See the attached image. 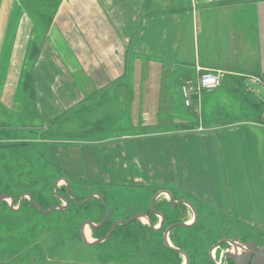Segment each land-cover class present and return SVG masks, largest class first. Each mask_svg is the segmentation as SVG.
<instances>
[{
	"label": "crops",
	"instance_id": "0c3cea01",
	"mask_svg": "<svg viewBox=\"0 0 264 264\" xmlns=\"http://www.w3.org/2000/svg\"><path fill=\"white\" fill-rule=\"evenodd\" d=\"M39 1L46 6L0 0V120L20 119L29 105L45 125L19 129L11 120L0 130L50 134L57 169L102 182H112L103 173L107 156L127 158L132 149L139 158L150 137L159 135L167 154L182 151V169L194 175L182 172L177 184L172 170L161 176L147 170L150 180L136 177L135 183L167 191L176 186L184 196L219 208L220 216L233 212L264 234V93L246 84L252 75L264 76V0ZM207 73L223 76L212 91L200 87ZM186 87L193 89L189 96ZM96 107L102 112L96 126L119 131L116 140L62 139L85 136L91 127L86 115ZM52 125L57 129L47 127ZM150 128L159 130L140 135ZM254 139L260 192L246 182L234 207L221 205L211 194L210 175L198 168L228 158L230 145ZM97 143L107 146L90 145ZM67 155L85 166L61 165Z\"/></svg>",
	"mask_w": 264,
	"mask_h": 264
},
{
	"label": "rangeland",
	"instance_id": "374dc122",
	"mask_svg": "<svg viewBox=\"0 0 264 264\" xmlns=\"http://www.w3.org/2000/svg\"><path fill=\"white\" fill-rule=\"evenodd\" d=\"M35 5L38 8L46 6L45 2L40 3L39 0H35ZM27 106L28 107L24 109L20 119L15 120L16 116L9 117L8 119L0 120V125L4 128H8L6 127L9 124L8 122L13 120L11 127L16 125L19 126V129H22V126L26 127L31 124L34 126H44L43 120L39 114H36L34 107ZM97 109V107L92 108V113L86 115L89 122L86 121L88 123L85 125H91V127L88 131L85 130V136L76 138L65 137L62 139H79L92 142L98 139L97 136L103 135L104 138L113 141L116 140V137L121 134L119 131H112L114 129L111 126H105V128H103L104 126H96L98 122L97 117L102 114V112ZM46 124L48 125L49 122H46ZM102 124L103 122H100L99 125ZM47 127L51 129V131L57 129L54 125ZM97 129H102V131L94 132V130ZM106 130H109V132ZM115 130L117 129L115 128ZM131 130L135 131V129ZM157 130L159 129L150 128L140 132V135H148ZM137 133H139V131H137ZM52 139L53 137H51L50 134L33 135L22 130H0V146H10L8 149L4 148L0 150V194L12 193L17 197L19 196L20 201L23 196H21V193L23 192H28L24 195H31L32 192H34V194L42 192V197L48 200L50 208L61 204L65 205L63 201L62 203H55L52 190L57 180L61 178L68 180L69 178L72 182V186L71 184L70 186L74 188L72 195L76 200L81 201L94 193L100 194L101 196L103 194L108 198V203L112 209L114 208V210H112L113 220L126 221L133 215L134 208L137 206L149 208L152 197L154 198L160 191L166 190L155 184H153L155 185L154 187L137 184L135 183V181H137L136 177L141 181H148L150 179L147 180L145 177L147 170H149L152 175L159 174L160 176L163 172L172 170L173 178L177 179L174 183L180 184L181 182L179 180H181L182 172L185 171L188 173L189 177L194 175L192 171L182 169V166H184V164L182 165L183 158L181 155L179 156L182 151L177 150L175 154L171 152L167 154L164 145L160 142V136L158 135L150 137L149 140L152 141L146 142L145 151L138 154L139 158H136V154L133 153L134 151L132 149L127 158L119 156L115 159L116 157L113 156L112 160L107 156L106 163L108 164V170H105L103 173H107V176L112 182H102L94 178L90 179L91 177L86 174L83 181L82 179L78 180L75 178L78 176H69L71 175L70 172L64 173L62 172L64 170L57 169V163L55 159H53L54 153H51L52 151L50 149L51 144L47 142L52 141ZM142 140L144 139L140 141ZM10 141L15 142L11 143ZM17 142L23 143L18 144L20 146L17 147V144H15ZM255 143L254 139L253 141L243 144H237V146L230 145V151H227L228 158L223 156V158L214 159V162L205 169L198 168L200 173H207L210 175V184L213 188L211 194L221 205L229 203L234 207L238 200L237 189H241L246 182H251L256 192H260L259 189L261 185L258 181V170H256V165L259 161L256 156ZM83 145L85 144L73 146L81 147ZM90 145L94 147H96V145L101 147L107 146L105 143ZM108 146H111V144ZM113 146L121 147L115 144L112 145L111 148H114ZM240 147H242L243 151H240ZM124 149L127 150V148ZM222 149L225 150V146ZM162 150H164V152H162ZM158 152H161L162 155L161 160L156 162L155 157ZM18 158H21L18 165V174H8L5 172L3 169L4 164L7 162L15 164ZM118 162H120V166H118ZM73 163L74 165L85 166L84 160L79 158H77V160L72 159L68 157V155L63 157L60 162L61 165ZM110 163H113L112 167ZM124 166L128 168H124ZM81 171L86 172V168H83ZM19 173L22 174L20 175ZM262 175L264 176V168L262 169ZM148 184H150V181ZM147 187L150 188L145 196V189ZM65 188L66 183L61 181L57 187V193L59 194L60 190H65ZM169 189V191L176 195L178 200H185L191 204L197 203L200 209L197 228L190 232L180 231L181 243L184 244L183 247L189 250L193 256L194 263L192 264H211V252L214 249L213 247L221 240H231L235 242L255 241L261 246L264 245V234L259 231L258 225H250L238 221L233 212L230 214L227 213V217L220 216L218 214L220 213L218 211L220 209L213 204L204 202L205 205H203L192 198L187 197V199H185L186 196L178 191L176 186L169 187ZM166 198H168V196H162L159 201L166 200ZM25 199H28V197ZM25 205L26 206H22V208L18 209L19 204L15 203V208L19 210H16V212L11 211L12 209L9 210L6 203L0 206V264H150L148 257L144 262H140L139 260L133 259V252L128 253L122 250L114 252L112 251L113 248L106 243L94 246H88L84 243L80 236V231L84 222L86 220L94 222L102 217L99 213L98 218H94V215L97 213L95 208H91L86 212H78L76 208H74L75 205L71 204L70 207L72 210L71 213H69L77 216L76 219L71 220L69 214H62L67 210L64 212L55 210L62 215L60 213H51L52 215L41 217L34 213V209L31 206ZM115 208L119 209L115 210ZM186 214V222H192L193 214L191 212ZM142 223L144 224L143 221ZM189 235L191 237L190 239L188 238ZM86 236L91 242L98 239L89 226L86 227ZM172 245L174 246L173 243ZM165 254V251L162 250L159 256L160 259L158 260L160 264L169 263L166 262L167 259ZM215 261L220 263L222 259L219 256ZM184 262V258L181 257L179 261L173 263L183 264Z\"/></svg>",
	"mask_w": 264,
	"mask_h": 264
},
{
	"label": "trees",
	"instance_id": "16d2710c",
	"mask_svg": "<svg viewBox=\"0 0 264 264\" xmlns=\"http://www.w3.org/2000/svg\"><path fill=\"white\" fill-rule=\"evenodd\" d=\"M16 146L19 147L20 145L17 144ZM9 147H10L9 145L0 146V150H2L4 148L8 149ZM20 159L21 158H18L17 163H15V164L10 163V162L5 163L3 166L4 171L7 172L8 174L16 173V175H17L18 174L17 171L19 170L18 165H19ZM19 174L21 175L22 173H19ZM66 178H68V177H66ZM68 180L72 186L71 180L69 178H68ZM71 189H72V194H73L74 188L72 187ZM66 191H67V187L65 188V190L61 189L59 194L57 193V190L55 192L53 191L55 203H59V202L62 203L59 196L66 197L67 196ZM25 193H28V192L21 193V196L24 195ZM3 194H5V193H3ZM8 195H10V196H12V198H14L15 203L19 204V198H20L19 196L17 197L15 195H13L12 193H8ZM31 195H32L33 201L39 203L44 209L47 210L50 208V205H48V200L45 199V197H42V195H43L42 192H38L36 194H34V192H32ZM173 196L175 197V200H178L176 198V195L173 194ZM102 197L104 198L105 202L107 203V205L111 209L112 214H111L110 220L101 229H98V230L93 229V233L97 236L98 239L104 238L107 235V233L111 230L112 224L115 222V220H113V211H112V210H114V208L112 209V207L108 203L107 197H105L103 194H102ZM85 199H83L81 201H84ZM152 199H153V197H152ZM152 199H151V202H152ZM185 199H187V197ZM151 202H150L149 208H143V207L139 206L136 208V210L133 212V214L135 215L136 213H140L141 212L140 210H147L148 215L150 216L153 224L157 225L158 218L155 216L154 213H152L150 211L151 210ZM3 203H6L8 209L11 210L8 202H3ZM25 204H27L28 206H31L34 209L33 210L34 213H36L38 216L46 217L45 215L41 214L39 209L36 208L35 206H33L28 199H25L22 206L23 207L26 206ZM71 204L75 205L74 208H76V210L78 212H80V211L86 212L87 210H90L91 208H95L97 213L94 215V218H98L99 213L102 216L99 220L94 221L95 223H98V224L102 221V219L106 215V209H105L103 203L101 202V200L99 198H94L89 204H87L85 206H80V205L76 204L74 201H70V205ZM70 205H69L68 210L62 214H65V213L69 214L71 216L70 219L74 220L77 218V216L70 214L71 210H72ZM193 205L197 209L198 213H200V209L198 208L199 207L198 204L193 203ZM118 209L119 208H115V210H118ZM156 210L158 212L162 213V215L165 216V218H166L165 226L161 231L151 230L148 225H145L141 221L137 220V221H134L130 225L118 227L116 229V231L113 233L111 239L108 242H106V244L109 245L111 248H113L112 251H114V252L118 251V250H122V251L128 252V253L133 252V256H132L133 259L139 260L140 262H144L146 260V258L148 257V261L150 262V264H156L157 262H158L157 264H160V261H158V260L160 259L159 256H160V253L162 250H164L166 253L165 254L166 259H167L166 262H169L168 264H174L173 262L179 261V259L181 258V255L177 252L172 251L171 249H169L165 245L164 232L168 226H170L176 222H186L187 221L186 220V215H187L186 213L190 212V209L184 205L172 207L167 200H162V201L157 202ZM11 211L16 212V210H11ZM54 213H60V212L54 211L52 214H54ZM96 215H97V217H96ZM198 222H199V218H198L197 223L193 227H190V228L178 227L170 235V240L174 244V247H176L177 249L183 250L184 252H186L189 255L190 264L194 263L193 256H192L191 252H189V250H187L186 248L183 247L184 244L181 243L180 231L181 230H182V232L194 231L197 228ZM72 223H75V222H72ZM176 235H177V237H176ZM188 238L189 239L191 238L190 235ZM224 246H226V245H224ZM153 259H154V261H153Z\"/></svg>",
	"mask_w": 264,
	"mask_h": 264
},
{
	"label": "water",
	"instance_id": "95a60500",
	"mask_svg": "<svg viewBox=\"0 0 264 264\" xmlns=\"http://www.w3.org/2000/svg\"><path fill=\"white\" fill-rule=\"evenodd\" d=\"M61 181H64L66 183V187H67V196L66 197H62L59 196L60 199L65 203V205H59V206H53L51 208H49L48 210H45L39 203L34 202L31 195H23L19 201V208L20 209L23 205L24 199L26 197H28L29 201L31 202V204L33 206H35L36 208L39 209V211L41 212V214L43 215H50L51 213H53L55 210H59L61 212H64L66 210H68L69 205H70V201H74L76 204L80 205V206H84L86 204H88L93 198L97 197L101 200V202L103 203L105 209H106V217L104 218V220L100 223V224H95L93 221H85L82 228H81V239L84 241L85 244H87L88 246H94V245H98V244H102L106 241H109L111 236L113 235V233L116 231V229L120 226H127L132 224L134 221L140 220V221H144L145 224H148V226L150 227L151 230L154 231H161L164 224H165V218L161 213H158L156 211V203L158 201L159 198H161L162 196H168V200L171 206L173 207H177V206H181L184 205L188 208L191 209V211L193 212L194 218L193 221L191 223H186V222H178L175 223L171 226H169L165 233H164V241H165V245L171 249L174 252L179 253L183 258H184V263L183 264H190V257L189 255L184 252L183 250L177 249L175 248L171 242H170V234L171 232L178 228V227H184V228H190L193 227L199 218V214L197 209L194 207L193 204H191L188 201H176L174 196L166 190L160 191L158 194H156L154 196V198L152 199L151 202V212L156 214L157 216H159L161 218V222L159 224V226H154V224L152 223L150 216L148 214L145 213H138L137 215L131 217L129 220L126 221H116L113 225L112 228L110 230V232L107 234V236L105 238L102 239H98V240H94V241H89L87 236H86V227H90V228H94V229H98L100 227H102L110 218V209L107 206V204L105 203L104 198L97 193H94L92 195H90L89 197L86 198V200L84 201H79L76 200L73 196H72V189L70 186V182L65 179V178H61L59 180H57L53 186V191L55 192L59 183ZM64 190V189H63ZM10 201V202H9ZM3 202H9L10 208L12 210H18L15 208L14 204H15V200L14 198H12V196L8 195V194H1L0 195V205ZM223 242H228L229 245H232L234 248V252H227L225 255V259L227 261H233L234 264H264V245L262 247H258L255 243L253 242H248L244 245L239 244L235 241H231V240H222L220 242L217 243V245H215L213 248V251L211 252V261L214 264H218L213 257V252L219 248L221 246V244ZM240 248L242 250V253L240 254L237 251V248Z\"/></svg>",
	"mask_w": 264,
	"mask_h": 264
},
{
	"label": "built area",
	"instance_id": "2783aa9c",
	"mask_svg": "<svg viewBox=\"0 0 264 264\" xmlns=\"http://www.w3.org/2000/svg\"><path fill=\"white\" fill-rule=\"evenodd\" d=\"M222 77L220 75H215L211 73L204 74L200 80L201 90L212 91L221 85ZM247 88L249 91L258 93L259 95L264 93V76H250L246 80ZM186 96L191 95L193 89L186 87L184 89ZM187 105H190L189 100L186 102Z\"/></svg>",
	"mask_w": 264,
	"mask_h": 264
},
{
	"label": "flooded vegetation",
	"instance_id": "af4514ba",
	"mask_svg": "<svg viewBox=\"0 0 264 264\" xmlns=\"http://www.w3.org/2000/svg\"><path fill=\"white\" fill-rule=\"evenodd\" d=\"M66 193H67V191H66ZM95 198H97V197H95ZM93 199H94V198H93ZM93 199H92V200H93ZM85 200H86V199H85ZM92 200H91V201H92ZM166 200H167V199H166ZM91 201H90V202H91ZM167 201L169 202V200H167ZM90 202H89V203H90ZM157 202H159V200H158ZM89 203H88V204H89ZM105 203H106V202H105ZM169 204H170V203H169ZM86 205H87V204H86ZM156 205H157V203H156ZM84 206H85V205H84ZM107 206H108V205H107ZM172 207H173V206H172ZM136 208H137V207H136ZM136 208H134V211L136 210ZM140 211H141V212H140ZM140 211H139L140 213L148 214V211H147V210H140ZM150 211H151V210H150ZM156 211H157V210H156ZM157 212H158V211H157ZM158 213H160V212H158ZM106 214H107V212H106ZM111 214H112V213H111V210H110V218H111ZM137 214H138V213H136L135 215H137ZM161 214H162V213H161ZM135 215L133 214V215L130 216L127 220H129L131 217H133V216H135ZM155 216L158 218V222H157V225H154V226H159V223L161 222V218H160L159 216H157L156 214H155ZM105 217H106V215H105ZM105 217H104V218H105ZM104 218L102 219V221L104 220ZM110 218H109V220H110ZM164 218H165V216H164ZM150 219H151V218H150ZM109 220H108V221H109ZM86 221H88V220H86ZM89 221H90V220H89ZM102 221H101V222H102ZM108 221H107V222H108ZM151 221H152V220H151ZM101 222H100V223H101ZM107 222H106V223H107ZM115 222H116V220H115ZM115 222H114V223H115ZM100 223H99V224H100ZM106 223H105V224H106ZM114 223H113V224H114ZM152 223H153V222H152ZM165 223H166V218H165ZM176 223H178V222H176ZM105 224H104V225H105ZM113 224H112V225H113ZM174 224H175V223H174ZM104 225H103V226H104ZM172 225H173V224H172ZM103 226H102V227H103ZM164 226H165V224H164ZM164 226H163V228H164ZM170 226H171V225H170ZM102 227H100V228H98V229H101ZM168 227H169V226H168ZM168 227H167V228H168ZM111 228H112V226H111ZM163 228H162V229H163ZM167 228H166V229H167ZM91 229L93 230L94 228H91ZM98 229H95V230H98ZM174 230H175V229H174ZM174 230H173V231H174ZM165 231H166V230H165ZM173 231H172V232H173ZM109 232H110V231H109ZM109 232H108V233H109ZM172 232H171V233H172ZM108 233H107V234H108ZM164 233H165V232H164ZM170 235H171V234H170ZM106 236H107V235H106ZM106 236H105V237H106ZM105 237H104V238H105ZM111 237H112V236H111ZM101 239H102V238H101ZM110 239H111V238H110ZM221 241H222V240H221ZM249 242H253V243H255L258 247H262V246H263V245H262V246L259 245V244L256 243L255 241H249ZM237 243L244 245V244L248 243V241H247V242L239 241V242H237ZM224 245H226V246H224ZM233 248H234V247H233L232 245H229L228 242H223V243L221 244V246H220L219 248L216 249V251H215V254H216L215 258L218 259L219 256H221V258L223 259L224 255H226L227 252H234ZM237 249H238V250H237L236 252H239V253L241 254V253H242V250H241L239 247H238ZM218 251H219V252H218ZM220 253H221V255H220ZM217 254H218V256H217ZM212 263H213V262H212ZM220 264H234V262H233V261H222Z\"/></svg>",
	"mask_w": 264,
	"mask_h": 264
},
{
	"label": "bare ground",
	"instance_id": "6f19581e",
	"mask_svg": "<svg viewBox=\"0 0 264 264\" xmlns=\"http://www.w3.org/2000/svg\"><path fill=\"white\" fill-rule=\"evenodd\" d=\"M87 236H88V233H87ZM90 241V240H89Z\"/></svg>",
	"mask_w": 264,
	"mask_h": 264
}]
</instances>
